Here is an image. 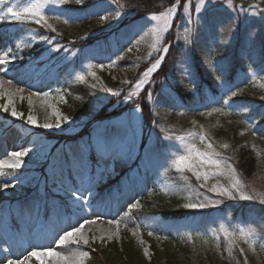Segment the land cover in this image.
Returning <instances> with one entry per match:
<instances>
[{
  "label": "rangeland",
  "instance_id": "rangeland-1",
  "mask_svg": "<svg viewBox=\"0 0 264 264\" xmlns=\"http://www.w3.org/2000/svg\"><path fill=\"white\" fill-rule=\"evenodd\" d=\"M30 2L0 3V60L7 61L0 64V105L8 107L0 108V163L14 162L12 152L27 153L20 167L5 168L0 176V264H41L29 253L49 247L69 256L87 252V264L92 249L124 242L150 261L149 232L159 244L160 235L214 242L219 235L218 243L226 246L222 226L237 234L251 226L264 237V204L259 202L264 198V125L256 122L264 108L246 92L233 95L242 85L264 94V0H233L232 6L228 0L179 2L171 26L159 34L154 32L159 22L149 19L153 13L138 18L139 12L130 9L144 7L127 0H41L55 31L43 23H18L6 14L8 7ZM161 57L139 94L127 98L137 91L142 73ZM68 96L86 100L89 113L66 114ZM13 108L22 115L13 116ZM195 110L201 117L187 118ZM233 112L244 114L245 128L229 121L221 125ZM58 121V128L40 126ZM219 127L235 129L236 144L219 138ZM248 130L254 132L251 138L245 137ZM87 131L89 136H83ZM66 134L76 137L67 141ZM199 134L207 139L202 142ZM191 145L217 153L213 159L221 162L219 169L204 165L199 170L224 175L204 181L189 169L177 170L172 161ZM244 146L257 158L250 177L239 167L238 152ZM229 165L236 170L231 175L241 180V191L255 199L241 200L234 193L237 199L232 200L209 191L217 183L229 185ZM143 201L148 211L140 209ZM160 203L184 217L165 219L155 213ZM188 203L206 206L185 208ZM82 223L89 243L60 246L65 230ZM236 247L244 249L243 256L264 250L258 243L253 251L243 240H237L233 251ZM41 259L57 264L51 256Z\"/></svg>",
  "mask_w": 264,
  "mask_h": 264
},
{
  "label": "snow or ice",
  "instance_id": "snow-or-ice-1",
  "mask_svg": "<svg viewBox=\"0 0 264 264\" xmlns=\"http://www.w3.org/2000/svg\"><path fill=\"white\" fill-rule=\"evenodd\" d=\"M60 3H68L69 0H59ZM116 0H113V3H115ZM180 0H176V3L173 4L171 7H168L165 11L160 12L159 14L153 13L150 15L149 19L151 21H157L159 22V26H157L154 29V32L156 34L166 32L168 28L171 26L170 21L175 16L177 11V5L179 4ZM204 0H201V4H203ZM233 0H228L229 6H232ZM0 3H3V0H0ZM76 4H83V0H75ZM191 3V0H189V4ZM45 7V3H42L41 0H31L30 3H28L25 6L17 7L12 6L8 7L6 9V14L10 16L14 21L18 23H26V22H34L36 24L43 23L44 26L50 28L52 31H55V28L52 27L51 24L48 23L49 17L45 15L43 9ZM188 7L185 6V11L187 12ZM120 15L119 12H117V17ZM56 19H59L57 17ZM101 19L106 20L107 17H102ZM65 23H68L67 20L64 21ZM159 39V35L157 37ZM155 47V45H153ZM131 51V49H129ZM162 51L166 54L168 52V48L165 47L162 49ZM162 57L157 60L150 68H148L146 71L142 73L143 78L138 80L135 83V89L137 91L132 92L129 94L127 98H131L133 95L139 94V89L142 87V85L145 83V81L149 78L150 74L155 71L162 62ZM6 60H0V64L6 63ZM99 67H103V65H100ZM93 76H95V73H92ZM80 81H85L86 77L84 75H79L77 77ZM131 83V82H129ZM264 87V84L261 85ZM95 87V85H93ZM22 91V90H21ZM105 91L111 92L112 89H105ZM115 95H119L118 92L114 93ZM233 95H236L234 92ZM264 99V97H262ZM9 103H11V99H9ZM227 103V101H225ZM0 108H3L4 111H8L7 105H0ZM215 111H221L220 109H216ZM11 114L13 116L22 115V113H18L15 108L12 109ZM64 119H67L65 117ZM28 121L32 124L36 123L35 117H32L29 115ZM44 128H53V127H60L59 121L54 125L51 123H45L43 125H40ZM243 134V133H242ZM191 135V134H190ZM201 141H205L207 139V136L205 134H199ZM166 139H171V137H166ZM181 140H183V137H180ZM212 144L209 142L207 144L208 149H212ZM223 147L227 148L228 145L225 144ZM26 152L19 151V152H12L10 155L11 157H14L15 160L12 163H0V176L5 175L3 169L5 168H18L21 166L22 163V157L26 155ZM213 155H218L214 152H203L196 148L195 145H191L190 147L186 148V154L177 156L173 161V166L177 168V170L183 171L185 169H189L193 172V174L196 176V178L203 179L204 181H207L211 176L214 175H224L222 171L217 172H208V171H201L200 168H203L204 165H215L217 169L220 168V161L213 159ZM235 168L229 165V174H230V183L228 186L221 185L217 183L216 185H213L209 191L218 193L221 196H227L228 198L235 200L237 199V195H234V193L239 195V198L241 200H252L255 199V197L251 195H246L243 191H241L242 183L238 175H231L232 173H235ZM9 185L8 183L3 184V188H7ZM80 199H84L83 196L79 197ZM261 204H264V198H261L259 200ZM206 205L203 203H188L185 204V208L193 209V208H204ZM84 223H95V221L86 220ZM109 223H112V221H109ZM119 224V222H116ZM84 224H79L78 226L72 227L70 230H65L63 235H61L58 238V243L60 246H67L70 242L72 244H75L77 246L84 244L87 245L89 243V239L85 237L83 233ZM223 230V236L226 240V251L228 257L233 256V250L236 246L237 240H243L245 243L249 244V247L255 251L256 245L259 243L262 248H264V237H262L256 229L252 228L251 226L247 228H241L237 233L230 232L227 228H224L222 226ZM149 235H152L151 232H149ZM189 240H192V236L188 235L187 237ZM215 239L217 240V247L219 248V235L215 236ZM146 254H147V250ZM240 253H244V249H239ZM30 256L36 257L37 259L41 260V264H44V260L41 259L45 256H51L54 257L57 261V264H83V257L88 256L87 252L81 253L80 255H65L63 252L60 251H54L51 247L46 248L43 251H38L36 249H33L29 253ZM7 264H25L24 260H8ZM245 264H247V257H245Z\"/></svg>",
  "mask_w": 264,
  "mask_h": 264
},
{
  "label": "trees",
  "instance_id": "trees-1",
  "mask_svg": "<svg viewBox=\"0 0 264 264\" xmlns=\"http://www.w3.org/2000/svg\"><path fill=\"white\" fill-rule=\"evenodd\" d=\"M128 2H133L134 4H138L143 6V10L138 8L130 9L137 10L139 12L138 18L143 17L145 14L150 13H158L162 12L164 9L172 6L176 3V0H127ZM189 0H180V2L186 3ZM252 1V0H251ZM264 5V3H263ZM79 24H74L73 27L79 26ZM167 72V67H164L161 74L163 75ZM133 74H130L129 80L133 81L131 77ZM128 79V78H127ZM230 79L234 80V71L232 72ZM211 88L212 85H210ZM82 91V88L77 87ZM213 91V90H212ZM246 95H251V100L261 101V108H264V101H262L263 93L258 92L257 89L253 88L251 85L240 86L238 89H235V93L241 92ZM242 99V96H238ZM198 105L195 106L197 108ZM89 104L86 100H76L73 99L72 96L67 97V104L64 106L63 111L66 114L79 113V114H87L89 113ZM192 107V106H191ZM194 113L188 112L189 119H199L201 114L195 110ZM144 119L147 124L150 123L148 110L144 109ZM244 114H239L238 112L231 113L230 118H224L221 125H226L227 121L232 124H241L242 128H245L246 123L242 121ZM242 122V123H240ZM256 122L264 125V113L261 115V118H257ZM233 126V125H232ZM231 129V128H230ZM226 128L219 127L216 132L217 136L221 139L226 140V142H230L231 144H236L237 135L236 130L231 129L229 132L226 131ZM88 131L84 133L83 136H86ZM252 131L248 130L245 137H252ZM60 138V137H59ZM67 139V138H66ZM239 145V144H238ZM240 163L239 167L241 172L246 177H250L254 173L255 164L257 161L254 152L250 151L248 146H244L241 148L240 152ZM161 208L158 213L164 216L165 219L177 220L179 218H183V212H179L178 210L172 209L170 206L164 205L163 203L158 204ZM141 210L148 211L147 202L143 201V204L140 206ZM159 240L161 244L155 241L147 235V240L150 243V247L152 250V257L150 261H146L143 257L137 252L131 243L124 242L122 245H111L107 247L105 250H100V248H95L91 250V258L88 260L87 264H245V257H247V264H264V250L256 249V253L251 255L248 254L246 256L241 255L239 249L236 247V250L233 251V256L228 257L227 251L225 249V242L222 241L219 244V248L217 247V242L208 241L206 239H200L196 241L187 240L185 238L175 237L173 235H160Z\"/></svg>",
  "mask_w": 264,
  "mask_h": 264
},
{
  "label": "bare ground",
  "instance_id": "bare-ground-1",
  "mask_svg": "<svg viewBox=\"0 0 264 264\" xmlns=\"http://www.w3.org/2000/svg\"><path fill=\"white\" fill-rule=\"evenodd\" d=\"M58 220L56 218L53 219V224L57 226ZM111 228V227H109ZM60 231V229H57L56 231L52 232V235H55V233H58ZM55 232V233H54Z\"/></svg>",
  "mask_w": 264,
  "mask_h": 264
}]
</instances>
